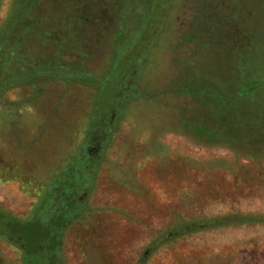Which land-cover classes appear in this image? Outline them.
<instances>
[{"label":"rangeland","instance_id":"1","mask_svg":"<svg viewBox=\"0 0 264 264\" xmlns=\"http://www.w3.org/2000/svg\"><path fill=\"white\" fill-rule=\"evenodd\" d=\"M1 1L3 9L10 5ZM140 1L36 0L23 20L37 30L25 32L24 57L9 66L22 72L53 64L100 77L111 65L123 21L135 29L148 12L149 1ZM156 4L149 24L157 33L144 35L134 59L147 51L145 60L128 84L142 96L125 99L122 87L111 127L99 118L111 96L93 78L39 73L6 97L29 109L17 108V116L0 125L4 208L28 211L32 197L21 184L35 187L61 165L84 115L85 139L94 138L89 148L102 158L94 180L88 176L83 215L64 233L65 264H136L147 243L178 222L264 214V84L240 92L245 81H264V0ZM16 147L24 150L18 166ZM0 264H15L10 249L0 247ZM145 264H264V224L196 232Z\"/></svg>","mask_w":264,"mask_h":264},{"label":"trees","instance_id":"2","mask_svg":"<svg viewBox=\"0 0 264 264\" xmlns=\"http://www.w3.org/2000/svg\"><path fill=\"white\" fill-rule=\"evenodd\" d=\"M35 1L10 0V5L3 9V1L0 0V125L16 117L15 111L17 108L21 112L29 109L28 105L24 103H22V107H18V105L14 106L7 101L8 98L6 97L13 90L15 93L18 83H23L25 80L31 81L39 73H63L68 76L72 75L74 78L98 80L99 90L104 87V95L111 96L108 103L104 105L105 109L99 118L101 122L111 127L112 123L109 121L111 109H113V105H115L114 110H117V105H122L120 98L124 96L121 88L127 89L125 99L131 96H142V92L138 87L135 91H132L128 88V84L134 81L137 67L145 60L144 54L147 51L143 52V56L138 54L134 59L136 52L140 53V51H137L139 47H143L144 35L149 32L150 35L155 37L154 34L157 33V30L149 24L152 20L151 15L157 7L156 0H148L150 8L145 16L137 22V25H133L136 27L135 29L128 27V21H123L120 30L116 33V38H113L111 65L100 77L78 69H60L54 67L53 64H37V67L31 71L26 69L21 72L11 69L9 64H18L24 57L21 48L25 32L30 33L37 30V27H34L33 24H26L23 20L30 13V8ZM149 46L150 44L147 41V47ZM126 62L129 63V66L125 67L122 73L119 74V66ZM104 75L105 77L108 76L106 80L105 77L103 78ZM261 84H264V81L256 78L245 81L240 87V92L246 94ZM132 87H134V84ZM100 97L98 95V98ZM95 103H97V100L93 104ZM92 108V111L97 114V110H94L95 107L92 106ZM81 120L82 123L79 122L81 129L75 135L73 147L61 165L56 170H52L45 179L38 180L35 187L27 186V183L21 184L20 187L23 188L25 193L32 197V203L28 211L23 215H17L0 205V247L5 252L10 249L15 264H65L64 233L68 226L83 215L86 207V182L81 181L78 177L84 178L87 176L85 178L87 181H89V177L94 180L96 171L102 161V158L97 155L94 158L92 153L87 150V146L94 138L85 139V134L90 131H88L89 128L85 127V115ZM91 120L92 118L90 119V125L92 122H96V120ZM198 130L208 135L207 137L212 136L204 128L198 127ZM13 149L16 150L15 162L18 166L22 160L21 153L24 150L22 147ZM21 149L22 151H20ZM85 164L90 165L88 171H86ZM28 173L32 178L38 175L36 172L29 171ZM30 181L29 178L28 182ZM76 182L77 184L74 185ZM87 188L90 190V185ZM255 223L264 224V214L234 212L190 222H178V224L151 239L136 264H145L148 257L154 255L160 248L175 244L183 237L196 232L229 225Z\"/></svg>","mask_w":264,"mask_h":264},{"label":"flooded vegetation","instance_id":"3","mask_svg":"<svg viewBox=\"0 0 264 264\" xmlns=\"http://www.w3.org/2000/svg\"><path fill=\"white\" fill-rule=\"evenodd\" d=\"M98 145H99V144H98ZM98 145H97V148H95V149H97V150L94 149V152L98 151V149H99V148H98ZM99 147H100V146H99ZM87 150H88L89 152H91L89 146H87ZM91 153H92V152H91ZM96 153H97V152H96ZM96 153H92V156H93V157L96 156ZM93 157H92V158H93ZM99 157H100V156H99ZM94 158H95V157H94ZM87 161H88V160H87ZM94 178H95V177H94ZM89 183H90L89 181H86V183H85V201H86V199L88 198V197H87V191H88V188H87V187L89 186Z\"/></svg>","mask_w":264,"mask_h":264}]
</instances>
